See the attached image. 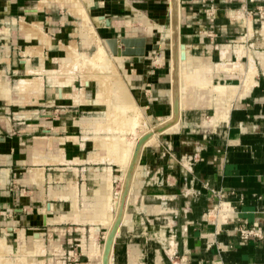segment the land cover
Masks as SVG:
<instances>
[{
  "label": "crops",
  "instance_id": "1",
  "mask_svg": "<svg viewBox=\"0 0 264 264\" xmlns=\"http://www.w3.org/2000/svg\"><path fill=\"white\" fill-rule=\"evenodd\" d=\"M263 27L264 0H0L1 249L9 246L5 241L18 243L22 255L41 258L34 264H103L106 235L120 220L107 264H264ZM86 28H95L100 40L92 41ZM155 32L168 39L165 55L163 41H149ZM122 36H144V56L108 59L116 65L121 57L136 59L129 63L143 76V109L169 122L130 169L117 163L130 123L52 117L54 106L94 111L93 99L76 85L77 76L89 84L88 71L62 65H82L89 56L79 49L94 46L93 55L106 50V39ZM65 49L68 57L61 56ZM155 63H168V71ZM197 63L228 93L188 87L184 73ZM131 77L120 80L124 87ZM163 81L167 89L151 92ZM95 94L99 100L98 89ZM22 105L50 112V122L40 113L31 122L16 116ZM171 114L178 115L173 126ZM29 138L36 147L27 155L37 161L27 163L22 146ZM240 227L254 234L242 239Z\"/></svg>",
  "mask_w": 264,
  "mask_h": 264
},
{
  "label": "rangeland",
  "instance_id": "2",
  "mask_svg": "<svg viewBox=\"0 0 264 264\" xmlns=\"http://www.w3.org/2000/svg\"><path fill=\"white\" fill-rule=\"evenodd\" d=\"M157 22V21H156ZM167 20L166 21H164V22H158V24L160 23V24H167ZM105 23V22H104ZM44 28H47V26H45ZM87 29V31L89 32V37H90V39L92 40V41H97V40H100V39H98V37H97V34H96V31H95V28H86ZM90 29H92L91 31L92 32H94V33H92L91 31H90ZM92 35H94V36H92ZM137 35H142V33H137ZM155 40H160V41H163V43H162V45L164 46V48H162L161 49V51H163V54L165 55L166 54V51L168 52V47L167 46H165L166 45V43H168V39H160L159 38V35H158V33L157 32H155L154 34H151L150 36H149V41H155ZM165 41V42H164ZM105 43V42H104ZM77 46V45H76ZM104 46H105V44H104ZM106 48V50L104 49V51H105V55H106V57L108 56H110V55H112V53L109 51V49H108V46H106L105 47ZM94 49H95V47L94 46H92V47H89L88 49H85V50H81V49H79L78 51H79V53H84V55L85 56H90L92 53H93V51H94ZM151 49V48H150ZM77 50V49H76ZM65 52L61 55V56H66V57H68L69 55H68V53L70 54V52H68L66 49L64 50ZM196 52H198V50H196ZM158 53H159V51H158ZM193 53H195V49H194V52ZM157 55V54H156ZM113 56V55H112ZM108 59V58H107ZM109 60H111V59H109ZM132 60H134L133 62L135 63L136 62V59L135 58H133ZM131 60V58L130 57H121V61H120V65L118 66V65H116L113 61H112V65H113V71H115L114 72V75H116L120 80H122V78H125V76L126 75H131V74H134V79L132 80V77L130 78V80L127 82V84L125 83V87H126V89H128V91L130 92V93H132V96H133V99L136 101V103L142 108V111H143V115H144V120H143V122L141 121V122H139L140 123V125H138V127H140V128H138L137 127V123H135L134 124V126L136 125V127H135V130L137 131V132H135V131H132L134 134V137L135 136H137V137H135V138H133V142H137V143H132V144H135V147H134V145H132L131 144V149H132V146L135 148V149H133L134 150V153H136V154H134V160H133V163H132V160H130L131 159V157H130V155H131V153L130 152H132L131 151V149H130V151L128 152V154H127V156H126V159H124L123 160V162H122V167H123V169H125V168H129L128 166L130 165V167L132 166V165H134V162H136V156H138L139 155V152H138V148H140V151L141 152H143L147 147H148V145L150 144V142L154 145V144H156V142H154L153 140H151L150 142H149V144L148 145H146V142H144V144H142L141 143V138H142V134H140V132L142 133V131L144 130V128H145V130H144V132L147 130V129H149V131L148 132H150L149 134H148V136L150 135L151 136V138H149L148 137V139H147V141H149V139H152V137H153V135H154V138H155V141L157 140V138H158V135L159 134H161V133H163L164 132V129H162V130H158V129H161L159 126H161V125H159V124H161V121H160V119L158 118V117H156V112H150L149 113V111H148V109H146V108H144L143 109V105L140 103V101H143V99H141L142 97L140 96L141 95V88H143V81H142V78H143V76H138V74H139V72H138V70H136L135 68H134V66H131L130 65V63L129 62H131L132 61ZM97 61V60H96ZM78 62V61H77ZM89 62V61H88ZM87 61H86V63H88ZM95 62V61H94ZM100 62V61H99ZM98 61L97 62H95V63H97V65H101V66H94V65H96V64H94V65H92V63H91V65H89L90 64V62H89V64L87 65L86 63H83L81 66L82 67H80V65H77V64H75V67H77L78 68V71L80 72L81 71V73H84L85 72V70L86 69H88L87 71H89L88 72V74L92 77V79H90V82H89V84L88 85H85V83L83 82V80H81V77H79V76H77L78 78V80H77V86H78V90H83V92L85 91L86 92V94H87V96H88V98L90 99H93V102L96 104V108H94V111H87V110H80V111H75L74 112V114L72 113V112H70L69 110H68V107L67 106H64V107H56V106H54V114H52V117H54V118H58V120H64V121H67V118L69 117V118H71L72 116H75V117H94V118H101V119H106V120H108L107 118H109L108 117V111L110 110L109 108H111V106H110V104L109 103H111V104H113L114 102L115 103H117V104H119L118 102H120L121 101V99L120 98H118V100L113 96V95H111V93H112V88L111 89H109V87L111 86V84H109V80L110 79H112L113 78V76H111L112 74H110L109 76H110V78L109 77H107L106 75L108 74L107 72L108 71H106V72H104V70L105 69H103V66L105 67V68H107V67H111V65L110 64H108L107 63V61H105V63H102L101 62V64L99 63ZM32 63H36V61L35 60H33L32 61ZM71 63H73V64H71ZM74 63H76V62H67V63H65V64H63L62 65V70H67V69H70L73 65H74ZM107 63V64H106ZM129 63V64H128ZM88 66H86V65ZM106 64V65H105ZM156 65L155 66H161V70H165V71H168V63H162V64H159V63H155ZM94 66V68H92ZM74 67V68H75ZM87 67V68H86ZM98 67H100V68H98ZM115 67V68H114ZM103 69V71H101L102 69ZM143 68L144 69H146V67H144L143 66ZM92 69H94L93 70V72H92ZM97 69H99L98 70V72H96L97 71ZM108 69H110V68H108ZM84 70V71H83ZM94 71H95V73H94ZM101 71V72H100ZM92 73V74H91ZM106 73V74H105ZM129 73V74H128ZM107 77V78H106ZM94 78V79H93ZM109 78V79H108ZM10 79H11V85H13L14 84V79H16L15 78V76H13L12 74H10ZM223 78H221V80L220 79H218V78H216V80H214V81H219V82H225L224 80H222ZM103 80V81H102ZM113 80V79H112ZM125 80V79H124ZM96 81H97V83H99V88H97V84H96ZM103 83V84H102ZM102 86H101V85ZM104 84L106 85V87L104 86ZM104 86V87H103ZM168 88V82H165V81H163V82H159V84L157 83L155 86H154V88L153 89H151V92H155V93H159V92H161V90H163V89H167ZM86 89H88L87 91H86ZM97 89H98V92H100V95H99V100L96 98V91H97ZM133 91H134V93H133ZM27 95V94H26ZM110 96V97H109ZM93 97V98H92ZM87 98V97H86ZM109 98H110V100H109ZM143 98H144V96H143ZM117 101H116V100ZM161 99V98H160ZM26 100H28L29 102H30V97L29 96H27V99ZM113 100V101H112ZM115 100V101H114ZM25 102V101H24ZM104 105H107V113L105 114V112H104V108H105V106ZM137 106V105H136ZM18 109L19 110H21V112H17L16 113V116H20L19 114H21V116H24L26 119H27V122H31V121H35V117H38V114L40 113V114H42V116H41V120H47V121H49L50 122V118H52L51 117V115L50 114H48V113H50V112H47V114L45 113V112H43V111H39V112H36V110L34 109V108H31L30 106H25V105H22V106H20V108H19V106H18ZM70 109V108H69ZM211 112H212V110L210 109V110H207L206 111V113H204V115L205 116H208V115H210L211 114ZM46 116H48V117H46ZM40 117V116H39ZM175 117L176 116H174L173 114H171V122L173 123V119H175ZM195 117L196 116H194L192 119L193 120H195ZM158 118V119H157ZM34 119V120H33ZM146 121V122H145ZM175 121V120H174ZM145 122V124H142V123H144ZM147 124V126L146 127H149V128H146L145 127V125ZM155 126V127H151V126ZM143 126V127H142ZM157 127V128H156ZM138 129H140L139 131H138ZM153 129V130H152ZM172 129V128H171ZM170 130V129H169ZM168 130V131H169ZM157 131H159V132H157ZM143 132V133H144ZM147 132V131H146ZM145 132V133H146ZM155 132V133H154ZM170 132V131H169ZM136 133L138 134V135H136ZM152 133H154V134H152ZM141 135V137H140V135ZM31 136V135H30ZM129 137V140H131L132 138V136L131 135H129L128 136ZM138 137H140V138H138ZM30 139V143L29 144H27V143H25L22 147H23V149H25V150H27V153H26V155L27 154H30L29 153V149H33L34 147H36V144H35V139L34 138H29ZM138 139V140H137ZM49 145V144H48ZM141 146V147H140ZM130 148V147H129ZM141 148L143 149V150H141ZM138 153V154H137ZM28 157L27 158H23L22 159V161H25V162H27V163H29V162H31V160H33L34 162H36L37 161V159H35L34 157H29V155H27ZM129 156V157H128ZM130 158L129 160H128V158ZM126 162H128V163H130V164H128V163H126ZM31 167H35L34 165H32ZM30 169H32V168H30ZM121 178V177H120ZM121 181H122V185L123 186H125V185H127L128 184V177H122L121 178ZM121 181L120 180H117L116 181V189L114 190V193H112L114 196L115 195H117L118 196V194H119V192H116V191H118L119 189H120V184H121ZM122 196H125L126 197V194L124 193ZM121 196V197H122ZM125 197L123 198V200H125ZM102 235V234H101ZM5 243H6V245L8 244L9 246H7L6 247V249L5 250H2L1 248H0V257H1V259H0V264H7V263H12V264H14L15 262H14V260L16 261L19 257V260L22 258V254H26V252H24V251H18V243H15V242H12V241H10V242H6L5 241ZM27 249H29L28 247H27ZM3 251V252H2ZM4 253V254H3ZM17 259H16V258ZM38 258V257H37ZM40 259V258H39ZM22 260H24V258H22ZM21 261V260H20ZM18 261L17 260V262H19L18 264H23L25 261ZM94 262H95V260H94ZM94 262H92L91 264H95ZM25 264V263H24ZM28 264V263H27Z\"/></svg>",
  "mask_w": 264,
  "mask_h": 264
},
{
  "label": "bare ground",
  "instance_id": "3",
  "mask_svg": "<svg viewBox=\"0 0 264 264\" xmlns=\"http://www.w3.org/2000/svg\"><path fill=\"white\" fill-rule=\"evenodd\" d=\"M79 2V1H78ZM77 3V2H76ZM78 5H79V3H77ZM81 5V4H80ZM76 9V8H75ZM80 9H83V8H80ZM77 10V9H76ZM75 10V11H76ZM80 12H81V10H80ZM85 13V12H84ZM82 15V14H81ZM82 16H84V18H86V15L85 14H83ZM264 28V27H263ZM92 29H90V31H91ZM259 30H261V29H259ZM93 31V30H92ZM91 31V32H92ZM92 33H94V32H92ZM264 33V32H263ZM92 36H94V35H92ZM99 46H101L100 44H99ZM106 53H105V51H104V48H102V47H99V49L98 50H96V52L93 54V55H91V56H89V58L87 59L89 62H90V64H89V62L88 63H86L85 61H86V59H85V61H84V63H86L87 65L89 64V65H91V63H92V65H94V64H96V65H94V66H101L102 64H101V62L102 63H105V61H107V63L108 64H110L111 65V67H107V68H105L104 66H103V69H105L104 70V72H106V71H108L107 73V77H109L110 78V74H112L111 76H113V80L112 79H110L109 80V84H111V86L109 87V89H111L112 88V93H111V95H113L115 98L116 97H118L117 96V93L122 97V100L120 101V102H118L119 104H117V103H113V104H111V103H109L110 104V106L112 107V110L111 111H108V117L109 118H107L109 121H115V120H118L119 122H121V124H122V122H124V125L123 126H126L128 123H130V126L132 125V127L131 128H124L123 129V127H122V129H123V135L121 136V135H119V136H121V142H122V144H120V145H122V157H119V159L117 160V163L120 165L122 162H123V160L124 159H126V156H127V154H128V152L130 151V149H131V144L132 143H137L136 141L135 142H131V140H128L127 138H126V133L127 132H129V131H135V132H137L136 130H135V127H136V125L134 126V124L135 123H137V127H138V125H140V123L139 122H143V120H144V115H143V112L141 111V109L139 108V106L137 105V103L134 101V102H130V100L129 99H127V98H125L126 96H125V91H124V89H125V87H124V84H122L121 82H120V79L116 76V75H114V72L115 71H113V65H112V60H109V59H107V58H109L108 56L106 57V55H105ZM79 57V56H78ZM85 58V57H84ZM79 59V58H78ZM84 59L82 58V61H83ZM101 64V65H97V63H95V62H97V61ZM81 60H79V62H80ZM95 61V62H94ZM74 62V61H73ZM118 62H120L119 60H118ZM76 63H77V61H76ZM75 63V64H76ZM106 63V64H107ZM71 64H73V63H71ZM83 64V63H82ZM85 64V65H86ZM105 64V65H106ZM78 65V64H77ZM80 65H81V63H80ZM86 65V66H87ZM91 65V66H92ZM119 65V64H118ZM196 65V64H195ZM197 65L198 66H194L193 65V68L190 70V71H187L186 73H184V79L186 80L185 82L188 84V85H190V86H188V87H192V88H199V89H202V90H204V91H218V92H222L223 94H225L227 91H226V87L227 86H223V85H221V84H213L209 79H208V77H206V76H203L202 74H204V73H202L201 72V70H202V65H199L198 63H197ZM94 66L92 67V68H94ZM205 66V65H204ZM203 66V67H204ZM74 67V66H73ZM88 67V66H87ZM86 67V68H87ZM200 67H201V70H199L200 69ZM98 68H100V67H98ZM108 68H110V69H108ZM115 68V67H114ZM206 68H210V66H208V67H206ZM250 68V67H249ZM248 68V69H249ZM252 68V67H251ZM254 68V67H253ZM252 68V70H254ZM102 69V68H101ZM103 69L101 70V71H103ZM247 69V70H248ZM88 69H86L85 70V72L87 71ZM93 70L94 69H92V72H93ZM98 70L99 69H97V71L96 72H98ZM204 71H206V69H203ZM202 70V71H203ZM84 71V70H83ZM90 71V70H89ZM88 71V72H89ZM100 71V72H101ZM207 71H209V70H207ZM249 71H251V69L249 70ZM91 72V71H90ZM89 72V73H90ZM94 73H95V71H94ZM246 73V72H245ZM249 73L250 72H247V74H248V77H252V76H249ZM253 73H255V71L253 72ZM252 73V71H251V74H253ZM86 74V73H85ZM92 74V73H91ZM106 74V73H105ZM246 74V75H247ZM88 75V74H87ZM246 75H245V77H246ZM90 76V75H89ZM106 77V78H107ZM247 77V78H248ZM87 78V77H86ZM108 78V79H109ZM247 78H245L246 80H247ZM87 79H89V77L87 78ZM245 80V81H246ZM248 80H250V79H248ZM252 80V79H251ZM103 81V80H102ZM253 81V80H252ZM248 82H250V81H248ZM247 83V82H246ZM251 83V82H250ZM103 84V83H102ZM248 84V83H247ZM246 84V85H247ZM252 84V83H251ZM101 85V84H100ZM245 85V84H244ZM102 86V85H101ZM104 86L106 87V85L104 84ZM103 86V87H104ZM186 86V85H185ZM217 86V87H216ZM99 88V87H98ZM217 88V89H216ZM224 90V91H223ZM246 90V89H245ZM184 91V90H183ZM226 91V92H225ZM218 92H216V93H218ZM200 93V92H199ZM228 93V92H227ZM197 94V93H196ZM202 94V93H201ZM219 94V93H218ZM184 95H185V93H184ZM208 95V94H207ZM73 96H75V95H73ZM83 96V95H82ZM203 96V95H202ZM110 97V96H109ZM217 98V97H216ZM222 98H224V97H222ZM117 99V98H116ZM115 99V100H116ZM211 99V98H210ZM84 100V99H83ZM109 100H110V98H109ZM114 100V101H115ZM198 100V99H197ZM77 101V100H76ZM81 101H82V97H81ZM81 101H79V102H81ZM113 101V100H112ZM117 101V100H116ZM204 101V100H203ZM127 102L128 103H130L129 105H127ZM137 105V106H136ZM200 105V104H199ZM117 108H116V107ZM132 106V107H131ZM132 108V110H133V112L131 113V112H127V110L129 109V108ZM116 109V110H115ZM117 109H119V110H117ZM216 109L218 110V111H220V109L221 108H219L218 106L216 107ZM178 114V113H177ZM226 115V114H225ZM219 116V115H218ZM220 116H222V115H220ZM176 117H178V115L176 116ZM223 117V116H222ZM214 118H217V117H214ZM219 118V117H218ZM174 120L175 119H173V122H174ZM119 122H117V123H119ZM126 122H128L127 124H125ZM146 122V121H145ZM145 122L144 123H142V124H145ZM168 123L169 122H165V123H163V124H159V125H161V126H159L161 129H158V130H162V129H164V128H166L165 126L166 125H168ZM170 123H171V121H170ZM106 124H108V122L106 123ZM110 124H111V122H110ZM175 124V123H174ZM176 124H177V121H176ZM104 125V124H103ZM113 125V124H112ZM129 125V124H128ZM127 125V126H128ZM106 126H108V125H106ZM119 126H120V124H119ZM147 126V124L145 125V127ZM170 126H173V123H172V125H170ZM176 126V125H175ZM141 127V126H140ZM140 127H138V128H140ZM143 127V126H142ZM150 127V126H149ZM149 127H146V128H149ZM153 127V126H152ZM155 127V126H154ZM169 127V126H168ZM108 127H106L105 129H107ZM114 128H118V127H114ZM113 128V130H115ZM157 128V127H156ZM118 129H120L121 130V127H119ZM101 130H103V129H101ZM108 130V129H107ZM119 130V131H120ZM140 129H138V131H139ZM144 130H145V128H144ZM144 130L142 131V133L140 132V134H142V137L144 136V135H146L147 134V137L145 138V139H143L142 141H141V143L142 144H144V142H146V145H148L149 144V141L151 140H149V141H147V139H148V137H150L151 138V134L148 136V134L150 133V132H148L149 131V129H147L145 132H144ZM153 130V129H152ZM165 130V129H164ZM110 131V130H109ZM116 131V130H115ZM131 131V132H132ZM163 131V130H162ZM130 132V133H131ZM134 132V133H135ZM144 132V133H143ZM157 132H159V131H157ZM114 133V132H113ZM133 133V134H134ZM155 133V132H154ZM154 133H152V134H154ZM139 134V135H140ZM114 135V134H113ZM112 135V136H113ZM136 135H138L137 133H136ZM104 136H106V135H104ZM115 136V135H114ZM117 136V135H116ZM135 137H137V136H135ZM134 137V138H135ZM140 137H141V135H140ZM140 137H138V138H140ZM153 137H154V135H153ZM153 137H152V139H153ZM103 138V137H102ZM109 137H107V139H108ZM111 138H113V137H111ZM110 138V139H111ZM116 138V137H115ZM95 139V138H94ZM97 139V138H96ZM95 139V140H96ZM109 139V140H110ZM119 139H120V137H119ZM98 140V139H97ZM100 140V139H99ZM104 140H106V138L104 139ZM138 140V139H137ZM154 141V140H153ZM147 142H148V144H147ZM152 142V141H151ZM150 142V144H152ZM155 142V141H154ZM119 145V146H120ZM132 145H134V147H135V144H132ZM113 147V146H112ZM130 147V148H129ZM133 146H132V149H131V151L132 152H134V150L133 149H135ZM141 147V146H140ZM119 148V147H118ZM112 150V149H111ZM141 150H143L142 148H141ZM119 151V150H118ZM138 152L140 153V148H138ZM120 153V152H119ZM131 153V152H130ZM133 154V153H132ZM134 154H136V153H134ZM138 154V153H137ZM113 155V154H112ZM114 156V155H113ZM131 156V155H130ZM133 156V155H132ZM129 157V156H128ZM127 157V158H128ZM137 157V156H136ZM113 158V157H112ZM118 158V157H117ZM133 158H135V157H133ZM115 159V157L113 158V161H115L114 160ZM130 158H128V160H129ZM131 160V159H130ZM133 160V159H132ZM126 163H128V162H126ZM132 163H133V161H132ZM135 163V162H134ZM128 164H130V163H128ZM121 165H123V164H121ZM129 167V169H130V165L128 166ZM134 167H135V164H134ZM133 171V170H132ZM132 173V172H131ZM123 201V200H122ZM123 203V202H122ZM121 204V203H120ZM122 205V204H121ZM119 207V206H118ZM120 210H121V208H120ZM119 215V214H118ZM120 221V220H119ZM114 222H116V221H114ZM111 231V230H110ZM108 234V233H107ZM0 248H1V246H0ZM23 250V249H22ZM22 250H20V251H22ZM37 251V250H36ZM3 252V251H2ZM26 252V251H25ZM27 253V252H26ZM31 253V252H30ZM4 254V253H3ZM35 255H37V253H33L32 252V254H29V255H22V258H24V260H22V258L20 259L21 261H25L24 263L25 264H34V261H40L41 260V258L39 259V258H37ZM16 258V257H15ZM20 258V257H19ZM19 258L17 259L18 261H20L19 260ZM0 259H1V257H0ZM17 260L15 261L14 260V264H18L19 262H17ZM20 261V262H21ZM23 263V264H24ZM7 264H12V263H7ZM41 264V263H40Z\"/></svg>",
  "mask_w": 264,
  "mask_h": 264
},
{
  "label": "water",
  "instance_id": "4",
  "mask_svg": "<svg viewBox=\"0 0 264 264\" xmlns=\"http://www.w3.org/2000/svg\"><path fill=\"white\" fill-rule=\"evenodd\" d=\"M99 18L105 20V25H110V21L108 18H105L103 15H98ZM107 46L109 51L112 53L113 56H134L137 57L139 60L144 56L145 53V45H146V38L144 36H122L119 38H109L106 39ZM117 43L122 45V48L118 50ZM178 99L177 97L174 98L173 102V113L176 115L178 113ZM147 134L144 135L141 140L145 139ZM45 217L43 218V224H45ZM120 225V221L117 220L115 225L113 226L112 230L106 235L105 242H104V258L103 264H107L108 255L113 247L114 238L116 231ZM8 230H11V226H8ZM38 232H34L33 236H37Z\"/></svg>",
  "mask_w": 264,
  "mask_h": 264
},
{
  "label": "built area",
  "instance_id": "5",
  "mask_svg": "<svg viewBox=\"0 0 264 264\" xmlns=\"http://www.w3.org/2000/svg\"><path fill=\"white\" fill-rule=\"evenodd\" d=\"M237 231H238V235H239L242 239H246V238H248L250 235L254 234V230H253V228H249V227H240Z\"/></svg>",
  "mask_w": 264,
  "mask_h": 264
}]
</instances>
